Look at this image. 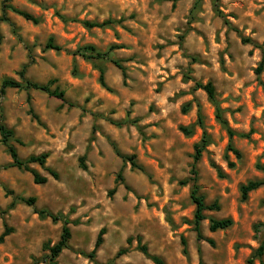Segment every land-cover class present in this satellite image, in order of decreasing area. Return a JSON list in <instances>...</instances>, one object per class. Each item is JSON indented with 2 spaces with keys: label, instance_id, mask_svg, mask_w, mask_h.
<instances>
[{
  "label": "rangeland",
  "instance_id": "obj_1",
  "mask_svg": "<svg viewBox=\"0 0 264 264\" xmlns=\"http://www.w3.org/2000/svg\"><path fill=\"white\" fill-rule=\"evenodd\" d=\"M106 20L113 22L84 24ZM49 37L59 50L46 48ZM86 45L108 55L82 56ZM6 78L51 81L64 98L13 87L0 93V120L19 158L48 154L43 165L29 163L46 177L34 183L29 170L10 166L0 141V234L10 229L0 264H52L43 245L59 239L62 219L47 212L70 229L53 264H154L137 237L161 264H264V253L252 257L264 236V185L240 198L242 184L264 177L256 167L264 166V0H0V86ZM206 82L212 99L196 87ZM194 183L205 204L218 206L203 211L201 239ZM30 197L33 204L21 200ZM211 217L232 225L211 232ZM120 248L128 250L117 255Z\"/></svg>",
  "mask_w": 264,
  "mask_h": 264
},
{
  "label": "trees",
  "instance_id": "obj_2",
  "mask_svg": "<svg viewBox=\"0 0 264 264\" xmlns=\"http://www.w3.org/2000/svg\"><path fill=\"white\" fill-rule=\"evenodd\" d=\"M4 8H9L11 11L15 12L16 14L22 16L24 19L26 20H30L33 23H37L38 19L36 17H34L33 15H31L30 13L26 12V11H22L19 10L11 5H5ZM4 20L8 21V19L4 18ZM112 20H106V21H102L101 23H97V22H85L84 24L87 27H92V26H103L105 24H109L112 23ZM45 46L46 48H50L53 50H59L60 47L55 44L52 40L51 37H49L46 42H45ZM121 47L120 45H111V49L112 48H119ZM82 51H80L82 56H87L90 58H103L105 56L108 55V52H102L98 49H96L94 46L92 45H86L84 47H82L81 49ZM85 52V53H84ZM111 62L117 66L118 68H120V70L124 71V68L115 60H111ZM261 69V65H259L256 68V71L259 72ZM51 84V81L42 84V83H38L32 80H28V79H22L20 81L11 79V78H6L3 79L1 81V86H0V93L3 92L4 88L6 87H13V88H25V89H36V90H40V91H44L47 94L54 96L56 98L59 99H63V91L58 90L57 87H54L53 89H51L49 86ZM100 84L102 86H104V83L102 81V78L100 76ZM196 87L203 89L207 96L212 99L214 96V88L212 83L210 82H206L205 84H201V83H196ZM217 118L219 120V122L226 126V121L221 117V115H217ZM115 125H119L120 123H114ZM180 130L184 133V134H189V129L185 128V127H181ZM228 134L231 136L233 134V132L229 129L226 128ZM12 130L7 128L6 125L0 120V141L5 145L7 152L9 153L10 157H11V163L10 166H15L17 168H24L26 170H29L32 174L33 177V182L34 183H44L46 181V177L44 176H40L35 170L30 169L29 168V163H38L39 165H43L48 154L46 152L40 153L38 155H30L28 158L26 159H21L19 158V156L17 155V151L15 149V147L10 143V139L12 137ZM206 143L205 137L202 136L200 143L199 144H195L194 145V155H193V162L191 165V169L190 172L191 173H195V168H194V164L195 161L198 159V156L200 155V151L201 149L204 147ZM229 149L236 155V157H240V153L239 151H237L235 148H233L232 146L229 147ZM114 150L116 152L117 155L120 156V158L122 160H126L129 161L131 168H138L140 169L139 165H137V163L134 160L133 155H125L120 153V151L118 149H116V147L114 146ZM230 167L233 166V163H228ZM257 169L260 170L263 173L264 176V166L257 164L256 165ZM48 171V173L56 178L57 177V173L55 171H53L50 168L46 169ZM218 175L221 176V173L218 172ZM121 180V173L120 171L117 172L116 175V181H120ZM264 185V177L262 179H257V180H249L246 183L242 184L240 186V198L242 200H245L247 197V194L249 191L256 189L257 187ZM114 192V188H112L109 191V194ZM190 198L192 200V202L194 203V212H193V224H194V230L196 231V235L198 239H201V234L199 232L198 229V225L199 222L204 219V214L203 211L204 210H213V209H217V204L214 202H212L211 204H205L204 203V198L201 194H199L197 192V186L194 183L192 185V188L190 190ZM22 201H24L27 204H33L34 199L32 197L24 199L21 198ZM40 213H42V211H40ZM53 221L62 219V226H61V232H60V236L59 239L53 244V245H49L48 243L43 245L44 249H47L50 252L49 255V259L52 262V264L54 263V259L58 256V254L60 253V251L65 248L67 246V241L70 238V229L67 227V221L65 218H63L62 215L60 214H52L47 212L46 213ZM232 225V219L229 217L226 218H209V223H208V229L209 231L213 232L216 230H222V229H226L228 227H230ZM10 229L9 228H4L2 233L0 234V240L3 239L4 236H6L9 233ZM105 233V228L101 227L96 235L95 241H94V245L92 250L87 254V256L89 258H93L95 255V251L96 249L100 246V244L102 243L103 240V234ZM182 245H185V240L183 238L180 239ZM131 241V238H127L126 242L129 244ZM137 249H139L144 255H147L153 262L154 264H161V261L153 255H149L147 253V249L145 245H141L139 244V237H137ZM206 241L209 244H213V240L212 239H206ZM127 248H120L117 251V255H121L125 252H127ZM264 253V236L261 240V242L259 243V245L257 246V248L255 249L253 256L252 257H261ZM94 264H98V263H94ZM247 264H251V259L248 260Z\"/></svg>",
  "mask_w": 264,
  "mask_h": 264
}]
</instances>
